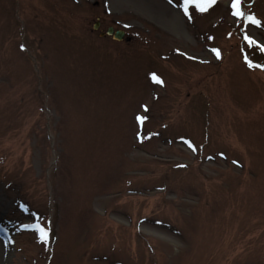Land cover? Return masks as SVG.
<instances>
[{"label": "rangeland", "instance_id": "374dc122", "mask_svg": "<svg viewBox=\"0 0 264 264\" xmlns=\"http://www.w3.org/2000/svg\"><path fill=\"white\" fill-rule=\"evenodd\" d=\"M182 4L0 0V264H264V0Z\"/></svg>", "mask_w": 264, "mask_h": 264}, {"label": "snow or ice", "instance_id": "6c2138e0", "mask_svg": "<svg viewBox=\"0 0 264 264\" xmlns=\"http://www.w3.org/2000/svg\"><path fill=\"white\" fill-rule=\"evenodd\" d=\"M216 3V0H183V4L181 5L183 12L185 15H188L189 13V7L194 5L196 9H198L201 12L207 11L209 7ZM231 10L232 14L237 18H243L245 23H251V25L261 26L262 21L257 18V16L254 13L251 12H245L241 8V0H231ZM188 18L191 19V16L188 15ZM245 40L248 42L250 46L255 45L258 46L260 51L264 52V43H261L259 40L255 39L253 36L245 33ZM25 45H21V48H24ZM179 51V49H177ZM212 51L216 54L217 57L220 56V50L219 49H212ZM245 62L249 65V67H261L264 68V64H257L252 59H249L247 55L244 56ZM151 77L154 81H158L159 83H163V80L155 73L152 72ZM145 109H147V105L143 106ZM138 120H145L147 119L146 116H138ZM139 135V133H138ZM189 145L195 148L194 145H192L191 141H188ZM21 208H24L25 211H27V207L25 205H21ZM22 227L24 228H31L36 229L38 232L39 239L41 241L47 242L49 239V229L42 225L39 221L31 224H23Z\"/></svg>", "mask_w": 264, "mask_h": 264}, {"label": "water", "instance_id": "95a60500", "mask_svg": "<svg viewBox=\"0 0 264 264\" xmlns=\"http://www.w3.org/2000/svg\"><path fill=\"white\" fill-rule=\"evenodd\" d=\"M99 26H100V23H99V22H96V23L93 25V28H94L95 30H97V29L99 28ZM106 34L112 36V38H113L114 40H117V41H121V40H123V38H124V36H125L124 31H122V30H116V31H115L113 27L108 28L107 31H106L105 33H102V34H101V36L106 35Z\"/></svg>", "mask_w": 264, "mask_h": 264}, {"label": "bare ground", "instance_id": "6f19581e", "mask_svg": "<svg viewBox=\"0 0 264 264\" xmlns=\"http://www.w3.org/2000/svg\"><path fill=\"white\" fill-rule=\"evenodd\" d=\"M166 16H167V14H165ZM173 23H172V27L174 28V29H176V30H178L179 29V27H178V24L176 23V20H171ZM170 25V24H169ZM1 248H0V259H1V257H2V255H3V253H2V251L4 252V249H3V247L4 246H7V242L6 241H1Z\"/></svg>", "mask_w": 264, "mask_h": 264}]
</instances>
